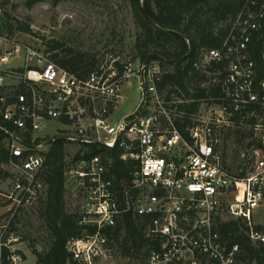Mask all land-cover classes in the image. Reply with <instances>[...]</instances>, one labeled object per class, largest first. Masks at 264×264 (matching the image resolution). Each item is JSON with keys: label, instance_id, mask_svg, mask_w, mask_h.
<instances>
[{"label": "built area", "instance_id": "built-area-1", "mask_svg": "<svg viewBox=\"0 0 264 264\" xmlns=\"http://www.w3.org/2000/svg\"><path fill=\"white\" fill-rule=\"evenodd\" d=\"M2 16L0 9V22ZM94 62L85 75L75 74L0 33V139L11 175L0 188V264L26 262L29 246L16 227L43 199L44 160L54 140L38 134L52 121L68 123L73 134L61 138L83 149L65 160L63 171L69 214L82 228L66 244V264H141L113 245L125 219L142 230L145 264H242L239 245L224 239L219 227L241 219L250 240L264 243V233L251 223L264 204V0H248L220 47L193 63L201 88L214 90L193 114L178 112L173 106L179 101L163 99L159 84L169 71L159 61L108 51ZM131 79L140 105L113 122L119 90ZM185 119L187 136L176 127ZM242 127L261 146L252 145L232 172L223 137ZM92 147L118 151L125 174L117 175L108 156L91 155ZM227 197L233 199L226 206L230 220L222 221Z\"/></svg>", "mask_w": 264, "mask_h": 264}, {"label": "trees", "instance_id": "trees-1", "mask_svg": "<svg viewBox=\"0 0 264 264\" xmlns=\"http://www.w3.org/2000/svg\"><path fill=\"white\" fill-rule=\"evenodd\" d=\"M51 1L57 4L63 0H28L32 4ZM135 23L140 30L137 48L141 61H159L169 73L159 84V91L166 92V101L173 94L183 97L175 104L178 112L189 115L197 112L200 101L214 96L213 89L201 88L203 77L193 69L203 51L219 48L232 30V24L248 0H128ZM3 18V16H2ZM0 31L30 33L26 24L11 25L5 23ZM51 60L59 66L75 73L85 75L94 67V58L85 54H74L71 50L62 49L55 42L51 46ZM60 50V53H59ZM185 98V99H184ZM188 101V103H187ZM188 121L176 120V127L184 136ZM239 129V128H237ZM231 131V130H229ZM228 133V132H227ZM252 135V134H251ZM66 141L58 137L51 144L45 156L42 179L45 193L38 207V214L44 222L51 241L44 252H36L35 264H66L69 254L66 244L71 238H77L82 228L78 225V216L66 212L65 202V151ZM260 148L259 142L250 143ZM91 155L101 154L111 158L112 167L118 176L125 174L126 167L119 161V152H107L92 147ZM79 155H77L78 157ZM9 153L0 141V183L11 175L4 168ZM254 230L263 232L264 228L255 226ZM222 237L239 245V261L242 264H264V243L252 242L248 236L249 227L241 220L222 223L219 227ZM113 245L123 257H140L145 264L147 242L142 230L130 219H125L114 231Z\"/></svg>", "mask_w": 264, "mask_h": 264}, {"label": "rangeland", "instance_id": "rangeland-1", "mask_svg": "<svg viewBox=\"0 0 264 264\" xmlns=\"http://www.w3.org/2000/svg\"><path fill=\"white\" fill-rule=\"evenodd\" d=\"M27 1L0 0L3 15L1 27H5L7 23L26 24L30 28V33L17 31L12 35L1 30V35L8 37L12 43L36 48L50 57L57 52L51 50V46L57 42L62 49L71 50L74 54H85L94 59L97 55L108 51L120 53L132 60L140 59V52L143 51L137 48L140 30L135 23L128 0H63L57 4L44 1L31 6H28ZM17 64L18 60L10 63L11 66ZM203 85L208 87L209 84ZM162 97L165 100L166 92L162 93ZM181 99L183 97H176L175 94L171 98L173 101ZM140 102L141 95L137 89V83L131 79L119 90V99L111 120L115 122L129 116L140 105ZM166 102L171 103V101ZM72 134L73 129L68 123L52 121L48 123L47 130L38 135L52 142L58 137ZM223 138L225 163L232 172H236L237 166L244 161L243 155L250 148V143L255 141V135L250 129L242 127L228 131ZM0 141L6 144L5 141L1 139ZM81 150H83L82 147L76 144H66L64 147L65 160H72L80 155ZM9 184L10 181L6 180L0 183V188H5ZM231 201L233 199L227 197L220 209V214L223 216L222 221L230 220L226 206ZM40 202L25 211L17 223L18 234L29 246V253L24 264H35L33 250L44 252L51 241L44 222L38 214ZM65 202L66 212L70 213L73 207L70 206V200L67 197ZM251 223L252 227L264 228V204L253 212Z\"/></svg>", "mask_w": 264, "mask_h": 264}]
</instances>
